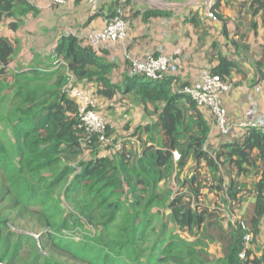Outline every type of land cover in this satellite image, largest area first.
I'll use <instances>...</instances> for the list:
<instances>
[{"label": "trees", "instance_id": "1", "mask_svg": "<svg viewBox=\"0 0 264 264\" xmlns=\"http://www.w3.org/2000/svg\"><path fill=\"white\" fill-rule=\"evenodd\" d=\"M222 2L215 1L211 14L222 23L226 37ZM128 3L114 0L108 4L107 21L120 15L128 23L124 14ZM244 5L247 15L260 14L264 24V0H243ZM103 7L92 13H103ZM36 13L27 0H0V205L6 206L1 215L18 212L37 219L42 227L53 230L48 235L52 248L86 264H264V250L257 257L245 241L250 235V246L257 245L264 220V134L245 129L234 143L209 153L212 118L182 93L187 84L172 76L150 81L133 72L128 62L119 66L105 57L102 48L73 34H60L52 50L60 64L52 69L43 60L32 68L10 69L16 47L2 28L17 33L24 19ZM164 15L146 10L141 17L146 21ZM190 24L198 26L196 17ZM242 38L229 41V46L243 50L244 55L250 48ZM214 58L216 66L210 74L230 85L233 74H244L227 55L218 52ZM254 65L262 77L264 48ZM120 68L121 81L113 82ZM70 79L96 84L98 98L111 100L120 95L153 109L156 120L136 130L145 135L140 152L136 144L126 148L121 143L109 156L100 155L104 142L81 126L79 107L66 89ZM104 135H110L108 125ZM174 152L179 155L177 161ZM76 161L79 173L73 175ZM250 173L259 180L251 192L238 197L243 184L237 178ZM171 182L176 183V190L170 188ZM203 190L218 198L220 207L235 205L239 218L223 226L216 212L220 207L209 212L201 202ZM160 204L169 212L166 222L194 240L166 238L168 228L162 224L155 246L139 261V244L146 240L145 231L154 219L149 212ZM34 205L39 208L31 209ZM1 215L0 264H22V241L7 232V219ZM77 229L89 233L94 229L97 235L79 234V240H64L63 232L72 235ZM89 243L97 248L93 262L88 260L93 251ZM209 245L217 246L216 260L208 254ZM26 264L61 263L51 259L41 263L34 256Z\"/></svg>", "mask_w": 264, "mask_h": 264}, {"label": "crops", "instance_id": "2", "mask_svg": "<svg viewBox=\"0 0 264 264\" xmlns=\"http://www.w3.org/2000/svg\"><path fill=\"white\" fill-rule=\"evenodd\" d=\"M27 1L41 15L46 10L49 13H56L55 7L63 9L67 7V15L70 16L69 20L72 22L71 26L77 28L80 26L89 27L94 21L104 27L108 22L106 6L114 0H98L99 6H104V11L95 15L92 13L90 5L84 0H65V4L61 6L52 5L50 0ZM215 1L129 0L124 11V14L129 17L127 42L124 45L112 43L99 47L106 52L107 59L116 62L119 66L123 65L121 59L125 54L131 55L136 60L160 55L177 58L181 64L178 78L187 85L198 82L210 74L211 69L216 66L215 53L220 52L227 55L244 73L233 74L231 89L222 98L229 122L235 127L243 123L261 128L264 126V70H262L261 77L260 72L255 69L254 60L260 58L261 50L264 48L263 20L260 14L255 18L247 15L248 6H243V0H223L220 11L227 21L228 28V36L224 37L222 23L211 14ZM99 6L98 8H100ZM146 10L160 11L165 15L144 21L141 14ZM193 17L197 19L198 26L196 28L190 24V19ZM39 18L40 15L37 17L38 22ZM243 18L246 20L244 21ZM246 21L254 22L255 26L249 27L246 25ZM2 32L6 37L14 40L15 33L8 31L6 26L2 28ZM241 36L243 37L241 42L250 48L249 53H244L245 56L243 50L237 51L229 46V41L238 42ZM257 42L258 51H256L255 45ZM250 55L253 57L251 58ZM116 60L121 61L117 62ZM33 66H35L34 57H30L23 66L19 62L13 69L32 68ZM244 133L245 130L241 131L238 128L228 136H219L211 131L207 151L209 153L220 152ZM239 179H243L242 183L245 186L246 181H252L255 184L259 177L250 173ZM260 250L256 254L257 257L261 254Z\"/></svg>", "mask_w": 264, "mask_h": 264}, {"label": "rangeland", "instance_id": "3", "mask_svg": "<svg viewBox=\"0 0 264 264\" xmlns=\"http://www.w3.org/2000/svg\"><path fill=\"white\" fill-rule=\"evenodd\" d=\"M99 5L100 2L98 1L97 8ZM66 8L67 7H65V9L55 7L56 13H49V11L46 10V12H43L42 15L37 12L33 16L31 15L24 19L23 26L20 28L18 33L14 34L15 38L13 41L15 42L14 45L16 47V54L13 57L10 69L15 68L16 64H18L19 62L23 66V64L27 62L30 57H34L35 65L38 64L40 60H43V62L47 64L50 69H52L53 66H56V63L60 64V58L55 57L52 53V50L56 46L60 34H73L95 45L92 40V35L93 33L101 30L103 28L101 26L103 25L98 24L97 21H94L89 27L80 26L77 28H73L71 26L72 22L71 20H69L70 16L67 15L68 12ZM39 15L40 18L38 19V22L37 17ZM105 45L107 44H100L95 46L103 47ZM255 45L256 51H258V42ZM123 58L124 57L122 56L121 60L124 63L125 59ZM121 60L116 61L119 62ZM121 65L122 64H120V66ZM122 71L123 69L120 68L116 73H114L112 78L113 82L118 83L121 81L120 76L122 74ZM180 71L181 64L177 69L175 77H178L180 75ZM8 78V80H10L9 76ZM70 80L66 89L70 90L76 88L82 91L91 92L94 95V99H96V102L94 103L95 112L108 125L110 135L108 138H106L104 143L101 144L102 150L100 152V155L109 156L115 150H117L118 146L121 143H126V148H129L130 146L134 148L136 144L137 150L138 152H140L142 144L145 142V135L137 133L136 130L138 128H143L147 124H151L156 120V116L153 113V109L151 107L145 108L143 106L137 105L131 99L124 98L120 95L114 97L111 100L98 98L94 93L97 88L96 84H77L74 79L71 81ZM139 138H141V141ZM87 158L89 159V155L85 153L83 159L87 160ZM78 161L73 162V168L78 164ZM184 172L185 171L181 173V177L183 178L186 174ZM73 173V175L79 173V168L75 167ZM237 181H241L240 183L243 184V179L238 180L237 178ZM159 186L161 190H164L165 186L163 185V183H161ZM253 186L254 182L246 181L245 186H243V188L241 189V193L238 195V197L241 194L246 195L245 193L251 192ZM170 188L176 190V183L171 182ZM56 192L58 194V191ZM201 192V202L205 204V208L209 212L214 211L216 207H220V202L218 201V198L216 199L214 196L210 195V193L206 190H203ZM166 199H169L168 196L166 197ZM222 199L226 200V197L224 196L222 197ZM163 204L152 208V210L149 212V215L153 213L154 219L151 227H149L145 231V234L147 236L146 240L143 243L139 244L138 250L142 251L141 257L140 259H138L139 261H142L144 257L147 256L148 250L155 246L157 233L159 231V227L162 224H166L168 228L166 233L164 234V237L171 238L173 236H176L177 238L187 242H192L194 240L193 236H189L187 233L178 231L176 227L166 222L169 212L165 209V207H162ZM234 206L235 205H226L225 207H220V210H216L217 214L219 213L218 219L223 226L227 225L228 222H234L239 218L237 209L234 208ZM4 208H6V206L0 205V210ZM38 208L39 205H34L33 207H31V209ZM5 212L2 215L0 212V215L1 217H5L7 219V223L5 226L7 232H11L14 235V239L20 238L23 244L22 249L20 250V255L23 259L22 264H26V262H28L30 259L32 260L34 256H38L41 263H44V261H50L51 259L61 264H86V262L73 261L61 251L52 248V244L48 242V235L50 233V235H52L53 230L48 227H42L41 222H39L37 219L25 214L20 215V213L18 212ZM90 230L91 235H97L96 230ZM82 231L77 229L72 235L67 234V232H63V234H61L63 235L64 240L66 239L67 241L73 239L79 240V234H81V237L88 236L87 233L90 234L88 231ZM53 242H58V240ZM88 248L93 250L88 257L89 262H93L94 260L92 259L95 258L97 248L94 247L92 243L88 244ZM248 248H252V250H254V254H258V251L264 248V220L261 224L259 242L256 246H250L249 244ZM216 250V246L209 245L208 254L213 260L219 258L218 254H216Z\"/></svg>", "mask_w": 264, "mask_h": 264}, {"label": "built area", "instance_id": "4", "mask_svg": "<svg viewBox=\"0 0 264 264\" xmlns=\"http://www.w3.org/2000/svg\"><path fill=\"white\" fill-rule=\"evenodd\" d=\"M92 10L97 8L98 0H84ZM52 5L61 6L65 4V0H50ZM128 26L120 15L113 17L105 26L93 33L92 40L95 45L121 43L125 44L128 38ZM125 61L128 62L133 72L144 76L146 79L157 82L164 77H175L177 69L180 65V60L165 55L157 57L148 56L143 60H136L131 55H124ZM231 89V85L223 81L219 76L207 74L200 81L192 83L184 87L182 93L196 104V106L209 114L212 118V132L219 136H228L237 128L241 131L249 128L260 130L264 134V126L257 128L254 125L234 124L229 122L227 111L223 104L222 98ZM70 97L77 103L79 107V117L81 126L90 134H97L99 140L104 142L105 128L107 124L97 115L94 108V95L91 92L82 91L79 89H70ZM174 161L179 159V155L173 153ZM244 227V226H243ZM250 235H247L245 241L247 247L250 242Z\"/></svg>", "mask_w": 264, "mask_h": 264}]
</instances>
